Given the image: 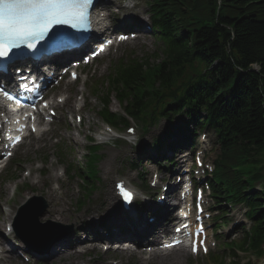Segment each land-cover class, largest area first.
<instances>
[{"label":"trees","instance_id":"1","mask_svg":"<svg viewBox=\"0 0 264 264\" xmlns=\"http://www.w3.org/2000/svg\"><path fill=\"white\" fill-rule=\"evenodd\" d=\"M170 16L178 17L187 27L190 45L170 44L161 64H141L124 73L121 77L130 92L124 90L118 99L127 100L126 113L145 130L158 122L163 113L168 114L163 107L168 101L172 107L176 98V105L182 109L179 113L191 119L197 111L184 107H202L209 101L213 106L208 110L209 116L214 112L215 116L220 113L228 119L225 131L219 128V175L225 178L222 189L234 200L252 183L264 182V0H167L164 19ZM203 60L208 66L221 62L214 72L216 83L205 88L201 81L192 88L196 82L193 76ZM254 66L259 72H249ZM201 88L204 92L197 93ZM108 103L106 97L105 108ZM102 115L110 124L126 125L125 119L115 117L107 109ZM86 174L94 176L91 161ZM246 175L251 180L247 184L243 182ZM257 197L261 200L252 199L250 203L255 227L239 247L242 251L258 250L264 242V194Z\"/></svg>","mask_w":264,"mask_h":264},{"label":"rangeland","instance_id":"2","mask_svg":"<svg viewBox=\"0 0 264 264\" xmlns=\"http://www.w3.org/2000/svg\"><path fill=\"white\" fill-rule=\"evenodd\" d=\"M112 53L113 51L106 57L102 58L100 63H95L91 67V69H89L88 83L86 86H83L82 82L77 85L71 84V87H69V95H67L65 106L60 108V119L55 121L50 126L41 127L40 131L41 133H43L42 136H35L33 138H30L22 147H20L16 151L13 159L17 160V164L12 168L10 166L8 167L11 172L10 176H12V174H15V177L21 178V180L19 181L20 183L25 182L31 185L34 177L33 175L30 177L28 176L29 178L26 177L25 172L28 170L34 171L36 168H38V170H42L44 172V178L42 180L47 183V187L43 189L44 186H42V183H40L37 189L41 190H37V193L31 195H27L31 188L24 190L20 196L26 195V197L19 198L18 196L12 206L10 201L8 203H5L3 197H1V200L3 202V204H1L2 207L8 210V213L6 214L0 207L1 234L5 231V227L7 224L15 222V212L18 211V208L21 207L22 204L24 205L25 201L29 197L42 198L43 196L42 199L46 201L47 207L42 211V213L45 214L49 207L56 209L64 213L67 218L66 221L63 220L58 224L72 227V225L75 224L74 221H77L78 218L88 212L89 209H94V207H96L98 203L102 199H104V197L106 196V192L109 189H111L112 192L114 191L113 186L117 179H123L127 177L129 181L136 182V184L139 183L140 185L141 182L137 181V173L130 171V155L132 156L136 151L125 145H116V143L114 142L110 143L109 147L102 146L101 148L100 155H103V159L98 163V171L101 182L99 184H96L94 194L90 195V198L85 202V205L82 209L77 205L78 201L85 195L83 187L81 186L82 181L79 179V177L69 179V177L72 178L73 174H71L69 177L65 174L66 169L71 164H79L82 168L85 167L86 160L83 158V156L87 155L86 147L90 146L89 142H87V138L91 136V133L99 132L101 122L97 114V109L100 106L99 100L94 95L93 91L98 85L101 84L99 89L102 92H106V83L108 81L107 77L114 70V63L121 58H136L140 60L144 59L145 61L150 60L149 62L151 64L157 65L163 59L160 49L157 51V45L152 40H141L134 43L133 45L121 47L118 53ZM154 54L157 55L156 59L152 58ZM81 95H83V98L86 102V107L81 112H77L79 100L78 98ZM70 106H73L72 111L69 110ZM111 109L112 111L117 113L120 111V106L115 100L111 104ZM76 115L82 118V122L80 124L76 123ZM69 135H71V138L73 137L76 140L75 143L67 138V136ZM115 135L116 137H122L119 136L118 133H116ZM129 140L130 142L136 143L137 138L135 136V138L132 137ZM122 142L124 141L122 140ZM210 149L211 147L208 149L205 157L207 163L209 164L210 160H212V158L214 157V155L210 153ZM43 162H46V165H44ZM60 162H63V164H60ZM146 168L144 169L147 172L145 173V180H152L153 175L156 174V172H159L162 175L161 171L153 169L151 166H147ZM3 175L4 172L1 174V177ZM24 179L26 180L24 181ZM11 189L12 186L6 187L3 184L0 185L1 192H3L5 195L7 194L8 200L10 199L9 196L11 193ZM50 189H53L55 191L54 197L52 198L48 197L47 195L48 190ZM11 197L15 198L14 196ZM34 208L36 207H33L32 209ZM232 211L233 212L231 214V217L234 215L239 216L241 214L238 209H232ZM23 212L21 214V223L26 225L25 227L29 228L32 232H29V230L26 228L24 230H21L22 234L34 236L40 233V237L38 238L41 241L42 237H46L47 235L52 236L54 232H58L60 236L58 240L64 238V236L62 237L61 235H64L66 231L65 229L67 228L63 230H60L58 228H39L37 226V223L33 222L31 225H29L26 222L25 218L29 217L31 214L30 207ZM2 214L9 217L8 222L6 219L1 220ZM40 219L41 218H39V222L41 224L46 223V221L43 222ZM5 222L7 223L4 225ZM232 224L229 225V228L220 230V235L228 238L230 236L229 232ZM83 235L86 237L89 236L85 233H83L82 236ZM10 238L13 237L11 236ZM88 239H85V243L83 244L90 243ZM55 243L56 242H54L53 245ZM92 247L94 246H83L81 247V249L79 248L78 255L71 256L72 253H69L67 255H64V257L59 262L53 264H65L67 261L70 262V264H115V261L112 262L110 260V257L116 261L122 257L120 253L115 252L105 254L104 250L100 246L99 250L97 251H93ZM60 250H63V247H61ZM223 251L224 246H219V244L214 249V252L220 254ZM87 252L88 254L85 255V253ZM144 254V259H140L138 262L130 261V257L125 256L124 258H122L123 261L120 264H208V261L204 260L203 256L198 258H191L187 254L179 255L180 253H176V255H178L180 258V260H178L171 255L154 257L150 256L149 253ZM242 258L246 259L244 263H246L247 260L250 259L251 264H264V259L257 261L255 258H251L250 256H242ZM30 259L31 260L29 262H27L26 260H21L20 262L21 264H44L36 261L35 259ZM4 260L6 264H17L10 258V255L8 254L6 255V258Z\"/></svg>","mask_w":264,"mask_h":264},{"label":"snow or ice","instance_id":"3","mask_svg":"<svg viewBox=\"0 0 264 264\" xmlns=\"http://www.w3.org/2000/svg\"><path fill=\"white\" fill-rule=\"evenodd\" d=\"M91 4L92 0H0V58L21 46L32 48L33 41L55 24H83Z\"/></svg>","mask_w":264,"mask_h":264},{"label":"bare ground","instance_id":"4","mask_svg":"<svg viewBox=\"0 0 264 264\" xmlns=\"http://www.w3.org/2000/svg\"><path fill=\"white\" fill-rule=\"evenodd\" d=\"M147 28V27H144ZM133 29H143L142 26L140 28H133ZM129 31H132L129 29ZM9 77V75H5ZM72 142L75 143V139L72 137H69ZM54 190H48V197L52 198L54 197ZM120 204L118 202V198L115 196L114 193L109 191L106 194V197L102 199V201L94 207V209H89L88 212H86L84 215L80 216L77 221H74V232L69 235L68 237L59 240L56 242L48 251L39 253L37 256L39 259L45 260L48 262V264H53L56 262H59L64 255H67L69 253H72L71 256L78 255L79 248L81 249V246L77 247V239L78 236L82 234V232L88 231L92 239H97L94 241L99 240H106L109 241L111 239H122L121 243H127L128 238L130 240H138L139 237H144V233H140V231L143 229L145 231L150 232L151 234V228H153V225L145 224L143 215H137L136 216V222L132 226H126L124 224L118 223V222H93L95 219H100V217L105 213V211H109L112 206H117ZM41 221H54L56 223H61L63 220H67L66 215L56 209H53L51 207L48 208L46 213L42 216L40 219ZM87 221H91L92 223L89 225H85ZM80 223V224H79ZM83 229V231L80 233V228ZM156 231V230H154ZM165 230L163 228L157 230V235L154 237V241H158L161 238V234H163ZM155 234V233H154ZM128 237V238H125ZM13 247V246H12ZM63 247V250H60V248ZM77 248V249H76ZM93 251H97L98 247L94 246L92 247ZM123 252V250H121ZM127 252V251H125ZM14 261H17L14 259ZM17 264H21L19 261H17ZM65 264H70V262H66ZM76 264V263H73ZM83 264V263H78ZM166 264V263H164Z\"/></svg>","mask_w":264,"mask_h":264},{"label":"water","instance_id":"5","mask_svg":"<svg viewBox=\"0 0 264 264\" xmlns=\"http://www.w3.org/2000/svg\"><path fill=\"white\" fill-rule=\"evenodd\" d=\"M52 227H56L55 225H51ZM52 237H44L41 239V241H39V248H44L47 246V244L49 243L50 239ZM25 241H27L28 243H34L35 242V238L34 237H27L25 236Z\"/></svg>","mask_w":264,"mask_h":264}]
</instances>
